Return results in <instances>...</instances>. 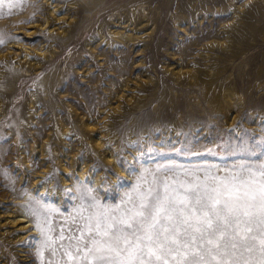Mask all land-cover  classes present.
I'll list each match as a JSON object with an SVG mask.
<instances>
[{"label": "rangeland", "instance_id": "1", "mask_svg": "<svg viewBox=\"0 0 264 264\" xmlns=\"http://www.w3.org/2000/svg\"><path fill=\"white\" fill-rule=\"evenodd\" d=\"M257 6L255 0H21L5 7L0 264H68L60 235H77L81 215L121 205L143 183L142 173L149 182L153 174L203 180L264 164V11L256 15ZM141 8L147 15L136 20ZM50 28L66 30L75 43L65 45ZM151 29L149 40L144 34ZM114 30L142 38L126 45L113 39ZM24 49L39 70L19 68ZM45 50L54 51L49 61ZM12 68L20 73L9 76ZM226 88L234 94L224 96ZM96 140L102 145L95 147ZM105 149L118 170L105 161ZM41 185L50 191L40 192ZM19 210L35 211L36 219H27L41 227L14 242L8 221Z\"/></svg>", "mask_w": 264, "mask_h": 264}, {"label": "snow or ice", "instance_id": "2", "mask_svg": "<svg viewBox=\"0 0 264 264\" xmlns=\"http://www.w3.org/2000/svg\"><path fill=\"white\" fill-rule=\"evenodd\" d=\"M19 2L0 0V15ZM139 180L121 205L81 215L77 235H60L68 264H264V164L223 178Z\"/></svg>", "mask_w": 264, "mask_h": 264}, {"label": "bare ground", "instance_id": "3", "mask_svg": "<svg viewBox=\"0 0 264 264\" xmlns=\"http://www.w3.org/2000/svg\"><path fill=\"white\" fill-rule=\"evenodd\" d=\"M87 1V0H86ZM148 1V0H147ZM175 1H177V0H175ZM258 4H259V6H257L258 7V12L256 13V15L258 14V13H261V12H263L264 11V0H255ZM176 3V2H175ZM178 5V4H177ZM143 8V7H142ZM141 8V9H142ZM239 9V8H238ZM256 10V9H255ZM254 10V11H255ZM52 11V10H51ZM257 11V10H256ZM149 12V11H148ZM147 13V12H146ZM156 13H158V12H156ZM149 14V13H148ZM147 15V14H146ZM146 15H145V13H144V9H142V13H140L139 12V14H137V18H135L136 20L137 19H139V18H142V17H146ZM158 15V14H157ZM135 17V16H134ZM49 19V18H48ZM48 19L46 18V20H45V22L46 23H49V21H48ZM23 20V19H22ZM57 20H58V18H56L55 19V21L57 22ZM34 23V22H33ZM40 25H42V24H39V23H35V26H37V27H39ZM36 27V28H37ZM46 27L48 28L49 27V25L47 24L46 25ZM45 27V28H46ZM143 27V26H142ZM142 27H138V26H135V24H134V28H136V30L138 31V29H141ZM20 31V30H19ZM36 30L34 29V31H33V33L35 32ZM18 32V31H17ZM49 33L50 34H53V35H57V36H60V37H62L63 35V39H64V43H65V45H67V44H73V43H75V41L73 40V37L71 36V35H69L68 34V32H66V30H62L61 32H59V31H56V29L55 28H50L49 29ZM111 33V36L113 37V39L114 40H116V41H119V42H121V43H123V44H132V43H134V42H136V41H138V40H140L142 37L141 36H137V35H133V34H126V35H123L120 31H111L110 32ZM155 33V29L153 30V29H151V30H148V31H146V34H144V36L145 37H148L149 38V40L151 39V37L153 36V34ZM28 34V33H27ZM30 34H32V33H30ZM98 38L99 39H102L103 38V34L101 33V31H98ZM16 43V42H15ZM13 45V44H12ZM134 45V44H133ZM10 46V45H9ZM13 46H15V45H13ZM24 51H25V53L23 54V56L19 59V63H20V65H19V68L20 67H27V69L28 68H31V69H34V70H39L40 68H41V64H40V62H38V61H33L26 53H28V51H26L25 49H24ZM47 54H49L50 56H51V58H48V61L50 60V59H52V57L54 56V51H48V50H45L44 52H42V55L44 56V57H46L47 56ZM1 57V56H0ZM48 66V65H47ZM19 68H12L11 70H9V76H17V73H20V70H19ZM24 71H26V70H24ZM25 73V72H24ZM192 80V79H191ZM3 89V87H1L0 88V92L2 93V91H4V90H2ZM13 93V92H12ZM231 94H234V91L230 88H226V90L224 91V96H230ZM127 96H129V95H127ZM132 99V98H131ZM130 99V100H131ZM6 109H7V107H6ZM5 113V104H4V102L2 101V100H0V116L2 115V114H4ZM2 116H4V115H2ZM86 126H88V124L86 123ZM12 128V127H11ZM65 132V130H63V132L62 133H64ZM98 140V139H97ZM97 140L95 141V147H98V146H100V145H102V143L101 142H97ZM39 150H41V149H39ZM42 151V150H41ZM112 151H109V150H104V159H105V161L107 162V163H109V164H111V165H113V167L114 168H116L117 170H118V168H117V163H116V161H115V159L113 158V155H112V153H111ZM84 171L85 170H83L82 168H80L79 169V173H80V175L81 176H83L84 175ZM62 182L64 183L65 182V180H62ZM94 182H97V178H95L94 179ZM49 185H50V181H49ZM41 190H40V192H42L43 191V189H45L46 191H50V186L48 187H45L44 185L42 186H40L39 187ZM20 212H21V214L19 213L18 214V212L16 213V215H14V218L13 219H11V220H9L8 221V223H10L12 226H14L15 227V233H14V235H13V237L10 239L11 241H14V242H21V241H23L24 239H25V237L26 236H28V235H31V234H35L36 232H35V230L34 229H30V227H32L33 226V224H32V222L29 220V219H27V216L24 214V212L25 211H21V210H19ZM27 232V233H26ZM19 250H21L20 248H19ZM25 260H28V259H25Z\"/></svg>", "mask_w": 264, "mask_h": 264}]
</instances>
